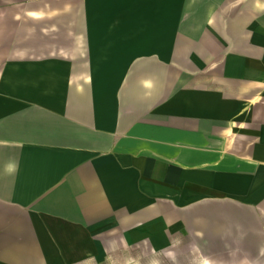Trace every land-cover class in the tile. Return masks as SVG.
I'll return each mask as SVG.
<instances>
[{"label":"crops","instance_id":"obj_1","mask_svg":"<svg viewBox=\"0 0 264 264\" xmlns=\"http://www.w3.org/2000/svg\"><path fill=\"white\" fill-rule=\"evenodd\" d=\"M218 3L0 0V264L178 237L264 264V16L171 30Z\"/></svg>","mask_w":264,"mask_h":264},{"label":"rangeland","instance_id":"obj_2","mask_svg":"<svg viewBox=\"0 0 264 264\" xmlns=\"http://www.w3.org/2000/svg\"><path fill=\"white\" fill-rule=\"evenodd\" d=\"M207 1V0H204ZM218 4H190L186 6H171L173 9V13H179L178 17L174 18L171 22V30L172 29H183L184 27H188L190 25H197V21L194 19V16L202 12V18L205 15L208 16V20L212 18L214 23H218L220 26L222 24V20H226L227 18L232 20H237L239 17L244 16V18H256L259 16H264V0H244V3H240L241 0H218ZM137 14L139 17L138 27L144 21L140 20L143 16H146V20H148L149 13L143 11L141 5H138ZM150 8L149 5L144 6ZM160 6L158 7L159 11ZM170 8V9H171ZM142 11H141V10ZM157 13V12H155ZM187 16L186 19L180 20ZM190 16V17H189ZM212 16V17H211ZM189 17V18H188ZM203 23V26L207 24L210 27V22ZM195 29V28H194ZM55 232V230H53ZM58 238L57 240H65V237L62 234L65 233V230L57 229L56 231ZM81 240V239H74ZM27 247H30L29 245ZM37 247V246H34ZM42 252H48L52 254L56 259L57 264H124L125 260H127L130 256H140L144 258L143 264H147V259L152 255L153 250L160 254V258L162 260V264H171L164 253L171 250L176 253V264H189V260L191 257V251L188 249V246L178 245L171 246L169 250H165V248H161V246H151L140 245V246H116V249H113V246L107 245H97V244H56V245H46L41 246ZM57 255V256H54ZM70 256H75V258L79 257V260H75L70 263ZM82 256H84L82 258ZM210 258L214 264H232L233 260L239 259L241 261L243 256H207ZM239 261V264H240ZM237 263V261H235Z\"/></svg>","mask_w":264,"mask_h":264},{"label":"clouds","instance_id":"obj_3","mask_svg":"<svg viewBox=\"0 0 264 264\" xmlns=\"http://www.w3.org/2000/svg\"><path fill=\"white\" fill-rule=\"evenodd\" d=\"M264 10V9H262ZM18 170L17 166H13L9 169V172L14 173ZM197 235H202L201 233H197ZM183 241L181 238H177L175 241V245L178 246L182 244ZM260 254L264 255V248H261ZM165 257L171 261V264H176V253L174 251H167L164 253ZM144 258L140 256H130L127 260H125L124 264H143ZM147 264H162V260L160 258V254L155 252L153 250L152 255L147 259ZM189 264H214V262L208 258L207 256H204L203 253H200L199 250L192 252L191 257L189 260ZM240 264H253V261H250L247 258H244L240 261Z\"/></svg>","mask_w":264,"mask_h":264}]
</instances>
